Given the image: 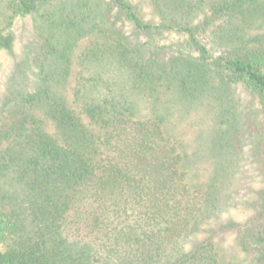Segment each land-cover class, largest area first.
Masks as SVG:
<instances>
[{"label":"trees","instance_id":"trees-1","mask_svg":"<svg viewBox=\"0 0 264 264\" xmlns=\"http://www.w3.org/2000/svg\"><path fill=\"white\" fill-rule=\"evenodd\" d=\"M101 2L44 13L39 71L0 93V264H264V0ZM36 7L0 0V55ZM160 30L187 34L177 55Z\"/></svg>","mask_w":264,"mask_h":264},{"label":"rangeland","instance_id":"rangeland-1","mask_svg":"<svg viewBox=\"0 0 264 264\" xmlns=\"http://www.w3.org/2000/svg\"><path fill=\"white\" fill-rule=\"evenodd\" d=\"M81 1V2H80ZM85 1L86 7L83 8L85 11V15L87 16L85 19V23L90 22V18L93 17V15L97 12L100 5L99 2L102 1V5H105V0H36V9L32 12L31 15H28L26 17H18L15 20V23L11 29V32L14 35V45L13 50L9 52H4L0 55L1 60V69H0V93H4L8 90L9 87L13 88L11 85L9 86L10 82V75L15 72L19 71L18 68L24 71V74H27V78L31 79L32 74L37 73L39 71V66L41 65V62L43 61L45 57V52L47 49L46 40L44 39V36L40 34V26L48 23H44V17L43 14L47 15V12L50 11L53 13L54 21H58L63 16H67L71 13V9H73V6L76 4L82 3ZM78 6V5H77ZM144 12L149 11V7L145 6L143 9ZM116 10L108 9L107 15H106V22L108 26H111V24H117V14H115ZM203 13H197L196 18L193 21H190V24L194 27L197 25H201L203 22ZM83 22V23H84ZM219 21L210 23L208 26L200 29L199 39L200 41L206 46L208 49L209 54L211 56L216 57L220 55L228 54L230 49L228 47H224L218 44V40L216 38L217 30H220L219 27L216 25ZM118 25L120 26V29L122 24L119 22ZM114 26V25H113ZM109 29V27H108ZM215 29V33H213V30ZM154 34V33H153ZM149 34V35H143L142 37L144 39H150L154 37H159L155 42L156 44H172V51L170 52V58L174 55H177V49L183 48L182 43L187 39L186 33H176V32H169L166 30H160V32H155V34ZM152 35V36H151ZM93 38L91 36L83 39L78 43V47L76 49V53L74 56V67L72 71V76L69 81V87L70 89H73L75 85V77L78 73V71L81 68V65L78 64V54L85 51L86 48L90 46V43H92ZM165 50V49H164ZM28 59V60H27ZM29 62V63H28ZM28 63V65H26ZM17 67V68H16ZM14 69H16L14 71ZM29 79H27L29 81ZM20 85V84H19ZM17 82H15V86H19ZM240 94L243 96H246L245 92L243 90H240ZM205 112V109H202L201 111H198L197 113H192L186 120H182L184 124H187V122L192 121L193 127L188 128L187 126L184 127L185 130L188 132V136L194 140L196 136H198L199 132L202 131L204 128V125L207 121L212 124V120H209L208 118H201L203 113ZM185 119V118H184ZM211 119V118H210ZM202 120V121H201ZM252 130L253 126L251 125ZM251 133V132H250ZM204 136V134H203ZM254 135H248L247 137H244L242 135H239V138H241L242 143H247L248 146L251 145L248 143L250 139H252ZM203 140V139H202ZM247 141V142H246ZM236 142V141H235ZM235 215V213H234ZM237 219L241 218V215H235Z\"/></svg>","mask_w":264,"mask_h":264}]
</instances>
